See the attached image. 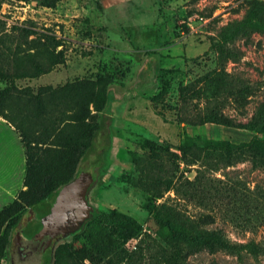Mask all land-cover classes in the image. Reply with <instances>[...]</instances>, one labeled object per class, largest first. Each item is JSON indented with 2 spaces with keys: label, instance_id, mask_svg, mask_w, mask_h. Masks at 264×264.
Segmentation results:
<instances>
[{
  "label": "rangeland",
  "instance_id": "rangeland-1",
  "mask_svg": "<svg viewBox=\"0 0 264 264\" xmlns=\"http://www.w3.org/2000/svg\"><path fill=\"white\" fill-rule=\"evenodd\" d=\"M251 2L0 0L3 32L28 25L62 43L52 48L59 62L48 71L16 78L0 75V88L28 86L36 94L41 86L51 87V117L32 113L24 101L13 111L29 130L48 123L60 129L59 135L52 131V143L38 147L46 154L43 172L33 176L30 189L22 132L0 115V212L24 203L46 172H65L70 143L88 141L90 128L99 126L93 149L79 165V173L89 171L98 179L90 197L94 209L80 230L85 241L94 238L105 224L102 215L113 211L142 225L132 235L119 224L105 229L113 241L102 236L108 247L101 264H166L170 246L150 209L163 203L183 213L185 221L178 228L187 234L220 230L233 244L215 252L193 250L187 257L190 264H264V167L253 166L248 156L232 164L206 159L202 147L192 143L199 137L238 143L255 133L246 123L264 104V29L233 42L238 59L223 61L211 48L227 24L246 16ZM18 32L14 28L10 37H0V60L11 70L23 67L21 57L36 49ZM49 54L44 53L45 62ZM106 78L110 93L105 108L97 110L94 102L86 107L83 102L92 92L103 97ZM184 85L193 116L217 103L227 119L192 124L179 119ZM79 107H86V113L73 116ZM189 144L184 152L182 146ZM36 210L21 217L0 264H39L31 254L38 225L29 220ZM206 214L214 220L203 223ZM59 264L94 263L63 250Z\"/></svg>",
  "mask_w": 264,
  "mask_h": 264
},
{
  "label": "trees",
  "instance_id": "trees-1",
  "mask_svg": "<svg viewBox=\"0 0 264 264\" xmlns=\"http://www.w3.org/2000/svg\"><path fill=\"white\" fill-rule=\"evenodd\" d=\"M14 28L19 30L18 37L32 43V46L36 47V49L32 53H28L21 57L24 66L16 70H11L0 60L1 76L14 78L20 76H36L48 71L55 63L59 62L58 59H53L52 48H56L62 43L54 34L50 32H40L36 28L28 25H13L12 29ZM257 28L264 29V4L261 1L252 0L246 16L243 19L235 20L227 24L220 32L218 39L211 43V48L214 52L219 54L223 61L229 58L238 59L240 56L239 50L235 48L233 42H235L238 37L246 35ZM12 29L10 32H3L0 29V37H10ZM31 35H33V37L28 38ZM63 49L62 47L59 50L61 55L63 54ZM46 52H50L47 56L48 62H45L46 59H44V53ZM219 71H221V69ZM99 82H101V78ZM108 83L109 80L106 78L100 93L103 97L96 95L95 92L87 96V100L83 102L86 107L90 102H94L97 110L105 108L110 93L108 91ZM29 89L30 87L28 86L17 88L12 85L0 88V115H4L10 121H13L22 132L26 146L28 185L29 188L32 189L33 182L31 179L35 174L43 172L44 155H46L45 152L39 151L38 147L42 144L52 143V131H56V127L52 129V124L50 125L48 123L39 129L37 128V130H29L19 122L18 117L13 111V106L21 101H24L26 107H28L32 113L42 114L47 118L51 117L47 100L50 98L49 96L52 93V88L49 86H41L36 94L29 91ZM180 98L182 100V106L179 119L182 121L192 124L196 122L204 123L207 121L223 122L227 119L219 111V105L217 103L213 106H205V108H207L206 111L200 110V112L193 116L191 104L187 99L186 85L180 87ZM86 107H79L73 116L77 117L80 114L86 113ZM196 118L198 121H196ZM246 126L255 132L248 141L235 143L228 139L199 137V141L194 139L192 143L202 147L206 159L216 158L217 161L232 164L248 156L253 166L264 167V104L255 117L250 122L246 123ZM58 130L54 135H59ZM97 131H99V126L90 128L88 141L75 140L70 143L71 154L67 157L69 167L65 172L60 174H50L46 172V175H43L40 186L36 189L34 194L24 200V203L21 202L19 205L12 203L0 212V256L4 253L5 247L11 240L16 225L21 221V217L25 214L30 216L34 207H37V210L29 220L36 223L38 226L41 224L40 213L42 199L60 185L70 181L79 174V165L93 149L95 144L94 138ZM189 148L190 144L182 146L184 152H187ZM150 209H152V217L158 225L157 231L166 234L170 246V249L166 251V264H190L187 257L193 250L201 251L208 248L211 252H215L221 248H229L233 245L223 237L220 230L190 235L184 230L179 229L178 227L185 221V218L183 213L172 205L163 203L158 206L154 205L150 207ZM101 218L105 224L102 229L98 230L94 238H87V241H85V231L79 228L72 233V235H74L72 241H65L58 244L55 250L53 264H59L61 262V252L63 250L72 252L74 257L78 260H89L94 264H101L106 257L108 247V243H104L106 238L104 237L102 239V236L105 235V229L108 228L112 231L109 227H111L112 224H119L130 228L129 235H132L142 228V225L134 217L118 211L104 213ZM213 220L214 218L211 214H206L202 218L203 223ZM107 238L109 241H113L111 238ZM125 239L126 238H124V240ZM76 241H81V243L74 246ZM31 254L32 258L36 260L33 249L31 250Z\"/></svg>",
  "mask_w": 264,
  "mask_h": 264
},
{
  "label": "water",
  "instance_id": "water-1",
  "mask_svg": "<svg viewBox=\"0 0 264 264\" xmlns=\"http://www.w3.org/2000/svg\"><path fill=\"white\" fill-rule=\"evenodd\" d=\"M98 179L83 171L41 201V224L31 246L39 264H52L56 246L81 228L94 209L90 197Z\"/></svg>",
  "mask_w": 264,
  "mask_h": 264
}]
</instances>
